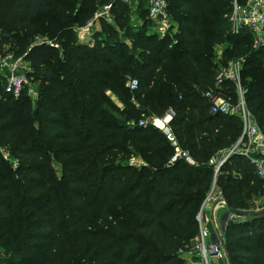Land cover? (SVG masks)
Here are the masks:
<instances>
[{
  "label": "trees",
  "instance_id": "16d2710c",
  "mask_svg": "<svg viewBox=\"0 0 264 264\" xmlns=\"http://www.w3.org/2000/svg\"><path fill=\"white\" fill-rule=\"evenodd\" d=\"M110 1L0 0V53L30 66L19 97L0 74V144L16 161L0 152V264H188L182 251L215 180L235 209L255 210L252 198L264 194L249 158L233 154L218 173L213 161L243 132L239 116L212 113L205 96L232 60L243 61L244 99L264 135V45L253 47L246 27L234 31L235 0H166L178 29L163 37L152 32L147 0L135 10L117 0L93 44L81 42L78 27ZM223 94L238 102L235 83ZM170 108L194 164L172 163L166 134L138 125ZM225 250L228 264H264V215L231 220Z\"/></svg>",
  "mask_w": 264,
  "mask_h": 264
},
{
  "label": "built area",
  "instance_id": "2783aa9c",
  "mask_svg": "<svg viewBox=\"0 0 264 264\" xmlns=\"http://www.w3.org/2000/svg\"><path fill=\"white\" fill-rule=\"evenodd\" d=\"M115 1L117 0H112L104 5L97 11L93 20L82 27H78L77 32L79 33V40L81 42L88 44L93 43L94 32L92 31V25H95V22L100 21L101 18L112 21L111 10ZM122 1L129 2L130 0ZM147 1L149 8L148 18L153 24L152 32L161 37L176 33L178 25L171 18L167 1ZM232 23L235 32H240L242 28L246 27L253 33V47L258 48L263 46L264 0H246L242 5H239L237 0H235ZM56 46H58V44H56ZM24 62H26L24 56L17 57L11 53H0V74L7 79L6 92L15 97H19L29 84L25 71L27 67L23 66ZM242 67V60H232L220 66L215 78V88L205 93L206 98L210 102L212 113L237 115L243 121V132L240 139L233 147L220 153L213 161L216 165V173H218L220 167L227 161L228 157L233 154L244 155L251 160L258 176L264 179V135L246 106L244 91L241 84ZM229 81L235 83L238 87L239 99L237 103H234L231 98L223 94V85ZM127 86L135 90L138 86V81L136 79H131L127 83ZM28 92L35 98L38 97V92L35 87L29 86ZM174 115L175 111L170 108L165 116L161 118L143 117L138 122V125L147 126L148 124H152L166 134L167 138L176 147V152L171 159L172 163L184 157L186 161L194 164L195 161L178 147L176 136L170 126V121ZM2 150L7 149L0 144V151ZM222 196V192L217 187L215 180L196 216L199 223V232L194 237L191 247L186 251H182L183 256L188 260V264L189 262L191 264H228V257L225 250V231L231 220L241 217L229 212L227 203ZM221 199L223 200L221 201ZM214 202L224 204L226 207L223 209L224 211L219 219L213 216L216 228L215 230H211L208 227L210 218L206 215V208ZM261 208H264V204L260 207H256V209ZM213 215H215V212H213Z\"/></svg>",
  "mask_w": 264,
  "mask_h": 264
},
{
  "label": "rangeland",
  "instance_id": "374dc122",
  "mask_svg": "<svg viewBox=\"0 0 264 264\" xmlns=\"http://www.w3.org/2000/svg\"><path fill=\"white\" fill-rule=\"evenodd\" d=\"M245 1L246 0H237V3L239 4V5H242V4H244L245 3ZM128 3H131L133 6H135V4H137V3H135V0H130ZM133 12H136V11H134L133 10ZM132 21L134 22V23H136V24H138V23H140L139 22V20H138V17L135 15V13H133V15H132ZM86 25V24H85ZM98 24H96V25H92V31L93 32H95V30H97L98 28ZM78 36H79V33H78ZM45 41H43V40H39V43L40 44H43ZM49 42V41H48ZM223 48H224V45H221V46H218L217 47V56H216V58H220L221 57V54H222V51H223ZM12 54V53H11ZM14 55V54H13ZM23 66H25V67H29L30 68V66H29V64H27L26 62H24L23 63ZM37 91V90H36ZM106 94H107V96H108V98H109V100L113 103V104H115L116 105V107H118V108H120V109H123L124 108V105H123V103L119 100V98L111 91V90H107L106 91ZM33 98L34 99H36L34 96H33ZM111 109V108H110ZM1 152V154L3 155V157L4 158H7L8 160H9V162H11L12 164H15V160L12 158V156L10 155V154H8V150H2V151H0ZM140 161H138L137 163H139ZM62 166L60 165V164H57V170L59 171V170H61L62 168H61ZM222 198H223V196H222ZM252 199H254L255 200V202L257 203V206H262L263 204H264V194L263 195H261V196H259V197H253ZM224 211V210H223ZM223 211H220V212H218V214L216 215V217L219 219L220 218V216L222 215V213H223ZM217 213V212H216ZM3 256V254H2V252L0 251V258ZM189 264H191L190 262H189Z\"/></svg>",
  "mask_w": 264,
  "mask_h": 264
},
{
  "label": "crops",
  "instance_id": "0c3cea01",
  "mask_svg": "<svg viewBox=\"0 0 264 264\" xmlns=\"http://www.w3.org/2000/svg\"><path fill=\"white\" fill-rule=\"evenodd\" d=\"M136 4H135V6H134V10H135V8H136ZM100 21H97V22H95V25L96 24H98V29H99V27H100V23H99ZM93 44V43H92ZM138 162V161H140V159H133L132 160V162ZM135 162V163H136ZM224 199V198H223ZM223 199H221V201L223 200ZM226 206L224 205V204H221V203H218V202H214V203H212V204H210L207 208H206V215L210 218V222H209V224H208V227H209V229H211V230H215V228H216V225H215V221H214V217L213 216H216L217 214H218V212H220V211H223V209L225 208ZM213 212H215V215H213ZM217 212V213H216Z\"/></svg>",
  "mask_w": 264,
  "mask_h": 264
},
{
  "label": "water",
  "instance_id": "95a60500",
  "mask_svg": "<svg viewBox=\"0 0 264 264\" xmlns=\"http://www.w3.org/2000/svg\"><path fill=\"white\" fill-rule=\"evenodd\" d=\"M228 159H229V157H228ZM227 208H228L229 212L234 213L236 216H239L242 219H246V218H249V217H255V216H263L264 215V208L255 209V210L254 209L240 210V209H235V208H233V207H231L229 205H227Z\"/></svg>",
  "mask_w": 264,
  "mask_h": 264
}]
</instances>
